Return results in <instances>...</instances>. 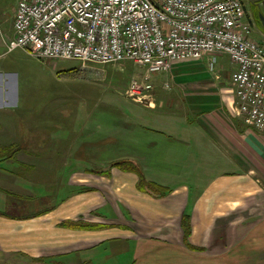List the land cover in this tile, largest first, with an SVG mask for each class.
I'll list each match as a JSON object with an SVG mask.
<instances>
[{
    "label": "crops",
    "instance_id": "crops-1",
    "mask_svg": "<svg viewBox=\"0 0 264 264\" xmlns=\"http://www.w3.org/2000/svg\"><path fill=\"white\" fill-rule=\"evenodd\" d=\"M4 21L0 26L8 33ZM233 71H228L227 88L189 97L181 120H131L134 132L99 137L109 148H101L97 161L85 151L95 122L38 121L52 151L33 157L21 148L16 158L41 169L48 156H66L67 164L57 167L65 188L35 197L42 206L36 212L46 205L45 213L19 219L0 215V264H264V135L246 128L237 116ZM15 76L16 70H0V111L17 107ZM154 107L149 113H155ZM15 122L0 120V129L11 134H0V146L23 143L27 134L17 131ZM55 141L58 149H53ZM28 157L34 166L24 161ZM123 160L133 161L146 180L171 193L154 198L138 191L136 174L108 168ZM76 187L94 191L72 194ZM65 221L99 228L60 227Z\"/></svg>",
    "mask_w": 264,
    "mask_h": 264
},
{
    "label": "built area",
    "instance_id": "built-area-1",
    "mask_svg": "<svg viewBox=\"0 0 264 264\" xmlns=\"http://www.w3.org/2000/svg\"><path fill=\"white\" fill-rule=\"evenodd\" d=\"M12 30L6 53L21 50L40 62H131L148 75L206 57L213 67L225 55L235 66L237 116L264 135V44L251 37L240 0H17ZM148 75L131 80L128 93L143 99L152 92Z\"/></svg>",
    "mask_w": 264,
    "mask_h": 264
},
{
    "label": "rangeland",
    "instance_id": "rangeland-1",
    "mask_svg": "<svg viewBox=\"0 0 264 264\" xmlns=\"http://www.w3.org/2000/svg\"><path fill=\"white\" fill-rule=\"evenodd\" d=\"M16 2L17 0H0V22L5 20L7 31H9V34L6 33L5 28L0 26L2 31L0 70H16L18 77L14 78V91L19 102L16 103L17 107L11 110L0 111V120L16 121L14 124L16 130L19 129L27 134L23 143L20 144L21 148L33 157L36 153L40 154L42 150L47 153L52 151L48 135L44 133V129L41 131V126L36 124L40 120L95 122L90 127L89 141L86 143L85 151L90 158H95L97 161L99 151L109 148L101 145L99 137L118 132H121L123 136L132 133L134 132L133 120H181L184 117L187 102H192L189 97L200 94L205 96L213 88H227L230 75L228 71L235 69L225 55L216 56L213 67L210 66V61H203L202 66L199 67L196 64L202 60H189L172 63L167 73L148 75L145 70L131 62L112 64L77 61L40 62L21 50L6 53V46L12 37L10 34L12 35V18ZM261 11L264 24V7ZM246 14L251 22V12L247 1ZM252 27L254 37L261 39L262 33L255 26ZM68 70L73 71L69 74ZM146 75L149 76V83L154 85L153 91L145 93L143 99L130 95L128 86L131 80H142ZM163 84L167 85V88ZM198 88L201 89L198 90ZM215 90L212 91L215 92ZM188 92L193 94L190 95ZM216 92L221 94L220 91L216 90ZM197 102L208 103L209 100L199 99ZM212 103L214 102L211 101L210 104ZM153 106H155V113H149V109ZM2 133L11 137L9 132H3V129H0V134ZM12 138L13 142L15 136L13 135ZM15 144L18 145V142ZM53 144V149L59 148L58 141ZM61 148L60 151L64 150L65 145ZM20 159L24 158L20 157ZM46 160L41 169L32 167L21 176L11 173L17 167L11 161H7L4 168H7L10 173L0 170V188L3 187V190L28 200L22 201L0 191V212H10V215L17 214L15 211L21 215L26 212L34 213L42 207L38 199L35 200L36 196H42L44 192L57 194L65 188V182L59 176L57 167L59 164L60 166L67 164L66 156H48ZM24 161L31 163L32 166L35 165L34 158L28 157ZM54 200L52 198L47 202ZM15 204H20L21 208L15 207L16 210L13 211L12 206ZM44 208H47L46 205Z\"/></svg>",
    "mask_w": 264,
    "mask_h": 264
},
{
    "label": "trees",
    "instance_id": "trees-1",
    "mask_svg": "<svg viewBox=\"0 0 264 264\" xmlns=\"http://www.w3.org/2000/svg\"><path fill=\"white\" fill-rule=\"evenodd\" d=\"M69 72L67 73H71L73 70H68ZM21 151V146L18 144H13L10 146H0V170L2 171H6L8 173H10V171L7 168H4L5 164L7 161H11L14 165H16L17 169L14 170V172H11L13 174H15L16 176H21L23 175V173L27 172V170H31V166L25 165L23 163H20L16 160V155L17 153ZM6 167V166H5ZM115 167L117 169H119L120 171L123 172H130V173H134L137 175L138 177V183L136 185L138 191L146 193L154 198H162L165 197L167 195H169L171 193V189L168 187H164L161 186L155 182L152 181H148L145 179L144 175L142 174V172L139 170V168L137 167V165L133 162V161H128V160H123V161H118L115 163H112L108 166V168H112ZM86 172L91 173V174H95V175H106L109 176V172L108 171H97V170H92V169H88L86 170ZM94 189L89 188V187H76L72 190V194H78V193H88V192H93ZM8 196H14L17 197L18 199L24 201V200H28L26 198H22V196H18V195H14L12 193L9 192H5ZM21 197V198H20ZM23 203V202H20ZM12 204V203H10ZM20 205V204H19ZM19 205H13L12 209L13 211L16 210L15 207H17V209L21 208L19 207ZM48 209H44L41 212H34V213H30L28 214L27 212L23 215H21L20 213H18L17 211H15L17 214L15 215H10V212H0V215L5 216V217H9V218H15V219H19V218H30V217H35L37 215H40L42 213H45ZM60 227H64V228H68V229H80V230H92V229H98L99 227L97 225H93V224H88V223H83L81 221H65L59 224ZM183 228H184V233H185V239L187 238L188 234H189V216L186 215L184 216V223H183Z\"/></svg>",
    "mask_w": 264,
    "mask_h": 264
},
{
    "label": "flooded vegetation",
    "instance_id": "flooded-vegetation-1",
    "mask_svg": "<svg viewBox=\"0 0 264 264\" xmlns=\"http://www.w3.org/2000/svg\"><path fill=\"white\" fill-rule=\"evenodd\" d=\"M242 3V6L244 8V12H245V18L246 21L248 22L249 26H250V35L251 37L264 44V24L262 22V8L264 7V0L261 1H256V0H246L247 1V5L249 6L250 12H251V22L250 20L247 18V14H246V1L245 0H240ZM263 5V7H262ZM255 26L257 28V30L262 33L261 35V39H256L254 36V31H253V27Z\"/></svg>",
    "mask_w": 264,
    "mask_h": 264
},
{
    "label": "water",
    "instance_id": "water-1",
    "mask_svg": "<svg viewBox=\"0 0 264 264\" xmlns=\"http://www.w3.org/2000/svg\"><path fill=\"white\" fill-rule=\"evenodd\" d=\"M256 1H261V0H256Z\"/></svg>",
    "mask_w": 264,
    "mask_h": 264
}]
</instances>
